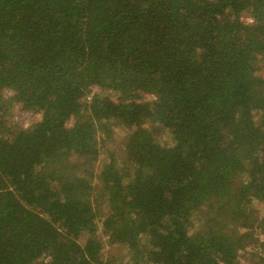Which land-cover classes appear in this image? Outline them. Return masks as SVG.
Instances as JSON below:
<instances>
[{"label":"trees","instance_id":"obj_1","mask_svg":"<svg viewBox=\"0 0 264 264\" xmlns=\"http://www.w3.org/2000/svg\"><path fill=\"white\" fill-rule=\"evenodd\" d=\"M253 201L264 0H0V264H264Z\"/></svg>","mask_w":264,"mask_h":264},{"label":"rangeland","instance_id":"obj_2","mask_svg":"<svg viewBox=\"0 0 264 264\" xmlns=\"http://www.w3.org/2000/svg\"><path fill=\"white\" fill-rule=\"evenodd\" d=\"M241 19L244 22H249L250 21V16L247 14H243ZM100 92V90L97 87H93L90 94L93 95L94 93H98ZM12 94V92L10 90H6L4 91V97H9ZM105 94L109 95L112 98H116V94H113L110 91H106ZM151 96L149 95H143V99H150ZM9 117H8V123L12 122V121H17L19 123H21L23 126H28L30 125L32 122L36 121L37 119L40 118V115L38 113H33V112H23L19 110V107L17 105H14L11 112L9 113ZM259 114H256L255 117H258ZM259 119V117H258ZM73 122V120H70L67 125H71ZM154 134L156 139L163 145H169L172 143V137L170 134L169 129L164 128L163 126L154 124ZM127 132V129L122 126V125H114V129H113V138L112 141H109L108 143V149H100V154H99V158L96 161V167H98V164L103 161V159H105L106 155H108L107 151H114L117 155H123V137L125 136ZM242 175H240L237 178V183H240L242 180ZM253 205L254 208L256 210V212L258 214H263L264 213V204L259 202V201H253ZM100 212L103 215H105L106 213V207L105 206H101L100 207ZM98 227L100 228V223L98 224ZM102 241H103V249H102V253L104 255V259H109L111 257H114L116 259V263L115 264H126L127 261H129V257L127 255V249H125L124 247H119L117 245H110L108 244L106 237L100 235ZM82 240V237L80 238ZM261 243V242H260ZM264 246V245H263ZM256 248H258L256 246V244L254 242L250 243L246 253L243 256H240L238 259V263L237 264H249L248 263V259H247V254L252 251L255 250ZM264 247H262L263 249ZM114 259V260H115ZM113 262H111V264H113Z\"/></svg>","mask_w":264,"mask_h":264},{"label":"built area","instance_id":"obj_3","mask_svg":"<svg viewBox=\"0 0 264 264\" xmlns=\"http://www.w3.org/2000/svg\"><path fill=\"white\" fill-rule=\"evenodd\" d=\"M91 97V94H89L88 99Z\"/></svg>","mask_w":264,"mask_h":264}]
</instances>
